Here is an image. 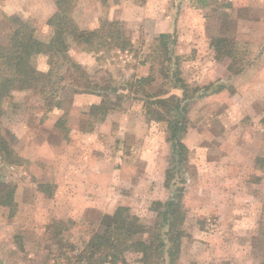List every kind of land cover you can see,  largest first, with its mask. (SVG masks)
Returning a JSON list of instances; mask_svg holds the SVG:
<instances>
[{"label":"rangeland","instance_id":"rangeland-1","mask_svg":"<svg viewBox=\"0 0 264 264\" xmlns=\"http://www.w3.org/2000/svg\"><path fill=\"white\" fill-rule=\"evenodd\" d=\"M4 1L0 42H7L17 19L26 21L37 39H50L55 0L10 6ZM69 14L83 30L98 28L103 19L117 21L131 45L88 51L70 43L67 50L69 60L100 89H116L102 119L89 115L90 104L101 97L67 88L78 73L51 65L45 53L35 54L30 65L55 98L52 106L37 89L13 91L4 102L2 123L13 135L10 144L19 159L8 164L0 157V179L14 187L16 202L11 217L0 207V264H63L47 230L54 220L75 221L72 238L78 244L83 232L119 206L129 207L145 224L155 221L151 203L171 194L166 182L172 150L165 123L146 113L142 90L181 91L172 88L170 77L140 87L129 83L157 68L148 54L153 55L161 33L170 34V70L178 68L188 92L199 88L187 101L182 136L187 160L169 181L185 179L178 180L184 234L177 264H259L264 255V0H71ZM218 37L230 39L234 59L215 56L211 42ZM127 258L138 264L137 254Z\"/></svg>","mask_w":264,"mask_h":264},{"label":"trees","instance_id":"trees-1","mask_svg":"<svg viewBox=\"0 0 264 264\" xmlns=\"http://www.w3.org/2000/svg\"><path fill=\"white\" fill-rule=\"evenodd\" d=\"M70 1H54L56 11L48 20L53 32L47 42L37 39L33 34V28L26 21L19 19L10 27L7 42H0V157L6 159L8 164H14L19 158L10 144L13 135L2 123L4 102L11 98L13 91L28 89H37L48 106H52V101L55 99L42 84L40 85L41 73L30 65V59L35 54H47L49 63L64 67L65 73L72 70L78 73L74 80L68 81L67 88L77 93H90L101 97L99 103L90 104L91 116L104 118L112 105L109 94L117 93L115 88L100 89L93 76L69 60L67 50L70 43L88 51H98L102 47L127 49L131 45L129 39L120 30L119 23L114 20L103 19L99 27L94 30L78 28L69 14ZM169 38V33L159 34L155 39L153 55L148 54L157 61V68L152 70L153 73L137 77L135 82L129 84L140 87L147 82L155 81L156 78L167 81L170 77L172 88L181 91L180 95H165V91L158 95L142 90L147 99L146 113L165 123L167 140L172 150L171 166L167 170L166 182L171 194L166 201L151 203V209L156 211V219L153 223L145 224L136 214L131 213L129 207L119 206L113 213L103 215L98 227L83 232L79 237L80 244L72 238L75 221L54 220L47 226V230L50 233L49 239L54 244L56 258L63 264H131L127 258L130 253L138 255L136 259L138 264H177L178 262L181 238L184 234L181 228L184 219L181 203L183 188L178 180L182 184L185 179L179 177L175 182L169 181L174 177L173 172L180 170L187 160L188 149L182 142L186 128L185 113L187 101L193 99L199 88L188 92V85L180 77L178 68L170 70ZM232 45L230 39L225 37L215 38L211 42L217 58L234 59ZM65 64L67 66H64ZM231 68L229 65L228 69ZM52 71L53 68L50 69L49 76ZM239 71L235 70L234 73ZM54 106L59 107L60 101L56 100ZM0 207L9 217L13 216L16 210L14 187L3 179H0ZM259 264H264V255Z\"/></svg>","mask_w":264,"mask_h":264},{"label":"crops","instance_id":"crops-1","mask_svg":"<svg viewBox=\"0 0 264 264\" xmlns=\"http://www.w3.org/2000/svg\"><path fill=\"white\" fill-rule=\"evenodd\" d=\"M22 1L23 0H6V1H4V3H7V5L5 4L6 6H10L9 4H11V5L13 4L14 5V2H16L17 4H20V2H22ZM4 9L6 10V8H4ZM12 11H14V10H12Z\"/></svg>","mask_w":264,"mask_h":264}]
</instances>
